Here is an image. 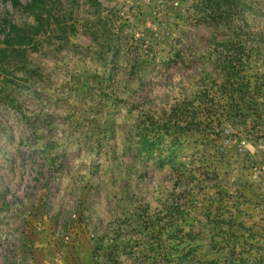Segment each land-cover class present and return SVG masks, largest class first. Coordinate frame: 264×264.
Listing matches in <instances>:
<instances>
[{
    "label": "rangeland",
    "instance_id": "obj_1",
    "mask_svg": "<svg viewBox=\"0 0 264 264\" xmlns=\"http://www.w3.org/2000/svg\"><path fill=\"white\" fill-rule=\"evenodd\" d=\"M96 1L0 0V264H162L183 234L223 261L230 231L263 252L264 0L231 31L192 0Z\"/></svg>",
    "mask_w": 264,
    "mask_h": 264
},
{
    "label": "trees",
    "instance_id": "obj_2",
    "mask_svg": "<svg viewBox=\"0 0 264 264\" xmlns=\"http://www.w3.org/2000/svg\"><path fill=\"white\" fill-rule=\"evenodd\" d=\"M8 1L12 5L18 7H22L25 11L28 13H35L40 11V6L43 5L44 0H29L28 3H26L24 6L20 4L18 0H3ZM93 3H97L96 0H91ZM191 6L193 8L194 14L199 18V20L203 21L205 24L214 25L215 27H221L224 30H234V26L236 25L238 19L243 18V10H244V4L242 0H192ZM236 20V21H235ZM5 27L7 28V32L4 34V44L7 43H13L16 45H23L25 44V37L21 36L19 34L20 29L14 26L13 24H10L7 20L4 22ZM12 36L11 40L9 37ZM230 40V39H229ZM243 54L238 53L237 57L240 59ZM227 65L232 64L230 60L226 62ZM231 73V72H229ZM176 108H173L171 110L173 113L178 114V110ZM226 114L229 116L232 115V112L226 111ZM180 116V115H179ZM23 119L26 120L25 116L22 115ZM167 124H164L163 126L159 127L156 124L150 122L153 126V130L155 131V135L152 136L150 134H145V129L141 130L139 134L140 138V152H145L148 156H151L152 153H154V148L156 147L159 149V145L162 141V136L164 135H175L177 133L179 127V124H177L172 119L166 120ZM147 131V130H146ZM145 134V135H144ZM173 212V215L177 218L183 217V212L180 211V209L173 208L171 209ZM232 216V215H229ZM223 220H221L220 223H222ZM233 223L232 217H229V220L225 224L231 225ZM154 229V227H153ZM160 228L157 230V235L160 233ZM173 233V232H172ZM175 235V234H173ZM176 236V235H175ZM174 238L176 242L175 245H173L172 249H174L176 252L173 254V252L166 250L163 245L164 243L162 241H158L156 244L155 252L157 253V256L160 258V262L162 264H165V261L167 264L173 263V264H264V251L256 254L253 252V247L249 245L246 241L248 238H245V236H236L233 234L232 231L230 233L224 235V239L227 242L226 245L229 247V255L227 258H224L223 261L220 259H215L216 256L212 258H207L206 256H199L193 245L189 243V241L186 239L187 235L183 234V236ZM186 237V238H185ZM221 237V236H220ZM249 237V236H248ZM222 238V237H221ZM251 238V236L249 237ZM240 239L243 240V242H240ZM222 240V239H218ZM211 242L214 244H219L214 237H212ZM238 243L241 247H244V249L247 248V251L242 250L240 253H236L235 249L238 247ZM169 261V262H168Z\"/></svg>",
    "mask_w": 264,
    "mask_h": 264
}]
</instances>
